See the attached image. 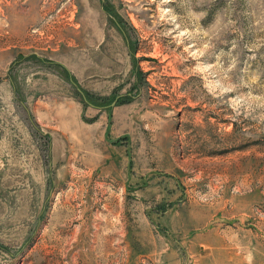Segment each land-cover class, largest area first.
Listing matches in <instances>:
<instances>
[{"label": "rangeland", "instance_id": "rangeland-1", "mask_svg": "<svg viewBox=\"0 0 264 264\" xmlns=\"http://www.w3.org/2000/svg\"><path fill=\"white\" fill-rule=\"evenodd\" d=\"M0 264H264V0H0Z\"/></svg>", "mask_w": 264, "mask_h": 264}, {"label": "crops", "instance_id": "crops-1", "mask_svg": "<svg viewBox=\"0 0 264 264\" xmlns=\"http://www.w3.org/2000/svg\"><path fill=\"white\" fill-rule=\"evenodd\" d=\"M64 65H65V64H64ZM65 67L68 69L69 66L65 65ZM68 70H69V69H68ZM77 80H78V79H77ZM72 100H73V101H71V102H73V104H74V103L78 104V101H77V100H75L74 98H73ZM76 104H74V105H76Z\"/></svg>", "mask_w": 264, "mask_h": 264}, {"label": "trees", "instance_id": "trees-1", "mask_svg": "<svg viewBox=\"0 0 264 264\" xmlns=\"http://www.w3.org/2000/svg\"><path fill=\"white\" fill-rule=\"evenodd\" d=\"M68 72H69V74L71 75V73H70L69 70H68ZM87 95L90 96V97L92 98V96H91V94L89 93V91L86 92V96H87Z\"/></svg>", "mask_w": 264, "mask_h": 264}]
</instances>
